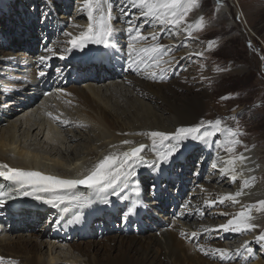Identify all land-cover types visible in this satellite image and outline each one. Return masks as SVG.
Returning <instances> with one entry per match:
<instances>
[{
    "label": "bare ground",
    "instance_id": "6f19581e",
    "mask_svg": "<svg viewBox=\"0 0 264 264\" xmlns=\"http://www.w3.org/2000/svg\"><path fill=\"white\" fill-rule=\"evenodd\" d=\"M22 1L26 5L30 3V6L31 2H34L37 4L38 11L39 8L41 9L40 6L46 3V1L41 0H14L10 9L17 7ZM60 1L66 3L65 6L67 7L71 6V0ZM114 1L119 9L116 12H114L115 9L111 11L113 16L124 17L127 12L134 9L141 17L148 18L142 15L144 9L140 7L139 0H136L135 4H133V0ZM0 3L1 9L4 0H0ZM25 8L27 6H24ZM103 10L106 16L109 9L103 8ZM121 10L126 11V13L122 14ZM19 13L23 15V12ZM82 14L87 15V10ZM15 15H17V11H15ZM94 15L99 16V12L94 13ZM31 20L33 26L29 25L21 29L18 34L15 33L17 35L14 38L0 35V57L6 58V64L22 66L21 63H29V59L26 57V48L22 43L16 44V41L19 39L22 42L28 37L37 39L39 42L37 31L41 26H39V21L34 14L31 16ZM0 22L3 21L0 20ZM41 25L48 29L50 34H54L59 29L57 23L50 16H47ZM162 35L163 31L158 36L159 41H164ZM70 39L71 37H61L56 43L50 41L45 44L46 47H39L40 50L44 49L40 55L46 52L48 55L54 56V59L60 60L62 64L69 63L72 68L75 67V64L70 60H73L75 55L90 56L95 63L94 68L92 65L89 68L84 66L81 56L76 63V67L80 69L79 72L85 76L80 86L75 84L67 87L61 79H53L51 70H49L50 61H47L45 66L40 64V66L35 67L37 65L32 64L33 66L28 68V72L24 75L16 74V67L13 70L11 68L13 76L8 74L10 73L8 70L0 71V79L2 80L0 81V165L7 164L9 167L25 171H39L45 175L64 179L82 178L106 155L110 153L119 154L137 144L152 143L150 137L138 133L157 130L174 133L179 129V125L196 126L197 115H195L194 110L199 108L202 100L197 102V97L195 100L188 97L186 99L188 110L184 109L180 113L171 100L173 95L168 96L164 92L165 88L173 93L174 87H178V85H167L170 81L166 75L160 74V71L163 70L150 72L134 66L132 69L134 74H131L130 70L122 67L117 69L122 71L123 77H121L117 70L106 69L105 62L101 59V54L103 55L101 45L88 44L83 51L74 49L69 53L65 52V49L70 47L68 44ZM184 40L182 39L181 43ZM142 43L144 44V42ZM49 49L55 50L56 54L53 55ZM14 55L17 57L24 55L26 62H23V59L14 62L16 58L13 57ZM69 55H74V57L69 58ZM34 56L29 54V57ZM6 66L4 65L0 69H5ZM86 68L93 72L88 74ZM41 71L45 73L44 76H41L43 77L42 80L46 83L55 80L57 90L60 93H56L53 89L54 93L44 97L41 96V88L30 87V85L37 86L39 84ZM52 73L56 74V71L52 70ZM68 73L69 71H67V75ZM153 74H155V78ZM15 94L20 97H15ZM65 98L67 102L61 105ZM47 113H51L52 116L59 119H52ZM63 121H67V123H63ZM124 140H130L133 143L125 145L123 144ZM28 141L35 143L38 147L28 146L26 144ZM172 141L174 142V140ZM197 143L205 146V154L207 153V158H211L213 171H217V166L213 167V165L224 163L222 166L224 169L231 156L240 155L234 152L229 155L225 154L216 148L215 141L211 138L207 143L188 139L182 142L181 151L172 157L173 162L160 164L157 170L155 166L153 168L148 167V164L158 159V156H152L149 146L143 152L145 164L135 167L137 175L124 177L117 185L116 190L120 192L119 197L112 195V189L97 194L94 188H76L70 191L83 197H90V204L84 201L79 203L65 202L59 207H54L42 200L24 196L16 202L18 207H22V211L11 213L17 229L32 230L33 223L36 221L43 222L44 227L48 224L47 226L51 228L52 225L48 221L42 220L44 212L48 209L49 216H54L52 221L55 218L58 219L54 227L55 231L58 233L62 229L65 235L71 236L72 234V240L60 244H69L71 249L61 247L58 245L59 243H56L58 239L54 238L53 243L47 241L51 247L45 254L41 247L45 243L43 238L46 234L40 236L37 232L25 235L22 233L21 236L9 238L0 233V257H4L6 261H16L17 264H71L74 262L81 264H239L240 261H236L237 255L229 252V250L231 255L224 258H221L213 250L227 249L222 240L224 238H236V234L241 235L242 242H252L256 246L262 244V249H264V241H258V236H256V234L262 233L258 231L261 226L254 229L256 231L255 238L250 236V231L243 233L223 231L219 233L216 228L226 224L240 211L246 209L252 210L251 215L254 219L250 221L251 223L260 222L261 217L257 212L260 207L259 202L261 199L263 200L264 186L259 184L257 180L259 172H255L256 169L253 166L254 160L259 159V154L256 153L254 156L245 152L242 153L247 159L242 164L237 161L234 173L217 171L219 174L213 175L210 180L213 179L218 186L206 182L192 185L191 191L185 198L182 196L183 190H180L177 195L172 192V196L166 197L162 194V190L156 189L155 191L152 190L154 191L151 194L152 197L149 196L151 181L156 185V188H159L160 183L168 181L169 172L173 168L175 160L178 158L183 161L190 160V157H187L188 154H194L195 151L199 150ZM188 162L190 163V161ZM3 170L6 171V169ZM232 175H236L235 180L232 179ZM245 180L249 182L247 187H245ZM137 181L139 182L138 192L134 190ZM144 190L149 196L147 203L143 199ZM238 191L243 194L237 197L239 203L233 202L234 205H230L232 207L231 212H233V214L231 213L232 216H228L225 221L223 219L212 220L210 217L205 218L208 213L210 215L214 213L209 210L211 207H217L219 213H223L224 209L219 207L220 204L232 201L224 200L221 203L222 198ZM212 192H216L217 196H211ZM104 198L111 202L109 204L103 203ZM137 201L141 207L137 209L136 213H132L130 211L131 205ZM29 205L32 210H24ZM119 208H123V213L128 216L127 224H121L112 217L115 210L120 212ZM166 208H173L176 214L185 220L184 223L192 227V230L171 221L173 216L170 209ZM19 226L20 228H18ZM43 228L40 229L43 230ZM262 230L264 232V227ZM182 232L185 235H181ZM192 233H196V236H193ZM95 235L101 239H95ZM201 246L209 253L208 255L200 251ZM56 248L68 249L70 252L76 251L80 255L73 256V254L65 252L59 254ZM82 254L85 255L84 258ZM250 260H253V257L248 255L244 261L249 262ZM254 262L250 264H264L261 259Z\"/></svg>",
    "mask_w": 264,
    "mask_h": 264
},
{
    "label": "rangeland",
    "instance_id": "374dc122",
    "mask_svg": "<svg viewBox=\"0 0 264 264\" xmlns=\"http://www.w3.org/2000/svg\"><path fill=\"white\" fill-rule=\"evenodd\" d=\"M13 1L14 0H4L3 7L0 9V20L3 21L0 22V35H5L7 38H14L21 29L28 27L29 25L33 26L31 16L34 14L39 21V26H41L38 30L39 32L37 31L39 34V42H37V39H31L28 37L25 38V41L20 42L19 39L16 41V44L22 43L26 48V51L28 52L26 53V57L30 61L34 60V62H36L41 56H44V54H38V51L45 38V33L49 32L48 29L43 28L41 25L47 16H50V18L57 23L59 28L56 30L57 33H61V35L65 37L67 36L65 33H73L74 30L71 29L73 24L79 25L82 29H85L86 26L89 25L88 18L82 14V12L86 11L84 8V0H71V6L68 7L65 6L66 3L60 0H41L46 1V3L40 6V12L37 10V4H34V2H31V6L30 3L25 5L27 8L24 9L25 2L22 1L17 7L10 9V7L12 8ZM102 4L106 9H110V11L117 9L118 7L114 0H102ZM15 11H17V15H15ZM19 12H23L24 16ZM61 16H64V18H61ZM200 17L204 18V25L202 28L196 29L195 24L199 21ZM148 21L150 22L148 23ZM110 23L113 28L119 30V33L122 32L123 29H126V41L125 43L124 41L121 42L125 44L123 46H126V44L130 42L128 39V29L130 26L134 29H138L143 36H145V33L158 30L155 33V35L157 34L156 40H153L151 38L152 36H145L147 37V42L146 40L137 39L134 41L132 39L130 45L137 50L145 48V45L146 47H151L157 44L164 46V51L158 54L163 55L161 59L158 58L157 54H152L151 56L155 58L154 64L163 68L161 69L163 71H160L162 76L166 75L168 77L172 74V71H175L173 75L168 77L170 82L167 85H178V87H174L173 93H171L169 89L164 88L165 94L168 96L173 95L171 100L175 103V106L180 113L184 109L188 110L186 107V99L188 97L191 99L194 98L193 100L198 98L197 102L202 100L199 108L194 110L195 115H197L196 125L201 122H204L206 125L208 121L220 119L223 122L221 125L222 127L232 128L243 133L238 137L242 143L235 145L234 153L242 154L245 152L254 156H256V153L260 155L258 160H254L255 163L253 162V166L254 169H256L254 171L259 172L257 174L259 184L264 186V0H197V6L189 12L185 21L181 22L179 25L161 23L159 19L153 17H150L147 20H141L139 15L134 11H131L125 19L114 16V18L110 19ZM189 25H192L193 27L189 28ZM56 31L54 33H56ZM162 31L163 35H165H162L164 41H159L158 36L162 34ZM189 31L191 32V35L188 34ZM133 33L135 34V32ZM46 37L48 40L49 34H47ZM117 38L124 39L120 34ZM53 39L54 37H52L51 40ZM182 39H185L183 43H181ZM142 42H144V44ZM169 43H171V45H169ZM210 44L211 47H209ZM39 53H41V51H39ZM29 54L35 56L29 57ZM140 55L147 58V54L141 53ZM134 57H136L135 53L129 58L128 62L131 63ZM54 58L55 57L51 60ZM136 58L138 61V57ZM0 60H2V62L0 61V64L7 62L5 57H0ZM57 65L55 64L54 67L56 68ZM2 66L4 65H0V67ZM4 70L5 69H0L2 72H4ZM150 70L155 71L156 68L152 67ZM92 72L93 71L90 73ZM76 85L80 86L81 84L76 83ZM70 86L72 85L67 84V87ZM14 114L15 112L13 115ZM233 117L235 119H233ZM180 127H189V125H179V128ZM213 138L219 142V144H225L230 140V137L226 132L218 133L211 139ZM166 142L167 141H165V143ZM167 143L173 145L176 142L174 140V143L171 141H168ZM26 144L32 146V148L38 147V145H35V143H32L31 141H28ZM198 145L202 144L200 143ZM150 147L152 156H157L156 151H153L152 143H150ZM157 147L159 148L160 145H157ZM67 154H69V152H67ZM188 161L190 160H187V162ZM182 162L183 161L178 160L174 163L175 165L172 168L173 173L178 171L180 174L185 173L183 174L185 177H192L195 170H201L202 172L203 166L200 165L202 160H200L199 156H195L190 162L191 166L188 167V171H186L184 166H181ZM262 172L263 174H261ZM177 175H179V173H177ZM173 179L174 183L179 181L177 177L173 176ZM199 182L204 183L205 180L200 178ZM174 183L172 184L173 187L171 186L169 188V191L175 192L174 188L176 190L178 189L179 186H174ZM209 184L218 186L214 180L210 181ZM190 186L191 184L189 185L187 193L190 192ZM151 191L152 188L150 192ZM214 194H216V192H213V195ZM261 201H264V196ZM230 205L232 206L234 203L227 201L220 207L224 209L225 212L230 211L229 213L232 215L233 212H231L232 207ZM24 210L29 211L30 209ZM257 213L261 217L260 222L256 223L258 227L261 226L258 228V231L264 233L262 230L264 227V210H260L259 207ZM114 215L116 214L114 213ZM171 215L173 216L172 219H175L178 223L188 226L184 223V220L176 217L174 213L171 212ZM206 218H209V216L207 215ZM210 218L212 220H224L226 219V216L214 215ZM120 219L121 217L117 218L119 222H121ZM42 224L43 222L36 223L32 230L15 229L14 231H9L8 233L3 234V236L12 238L21 236L22 233L25 235L32 232H37L40 236L46 234L43 238V242L45 243L41 247L42 252L45 254L49 251V247H51L47 241L52 242L54 238H56L58 239L56 243H59L58 245H60L61 243H67L72 240V234L71 236H61L55 231L54 227L56 222L52 224L51 228L47 226L48 224L45 227ZM18 228H20V226ZM40 228H43V230ZM254 234H256V231L253 229L250 231V236L255 238ZM260 234H256V236H259ZM94 238L97 240L101 239L97 238L96 235ZM237 238H239V236H236V238L233 239L224 238L222 243L227 250L237 255L236 261L238 262L239 260V264H250L259 259L264 262V250L259 247H262V244L256 246L254 243H251L253 246L250 247L253 249V252H255L257 257L249 262H245L244 260L248 257V254L244 252L243 247H241V242ZM39 244L40 242L38 245ZM60 246L71 249L69 244H62ZM238 248L240 250L239 254H237ZM56 250L59 254L65 252L71 253L73 256L80 255L76 251L70 252L68 249L64 250L63 248H56ZM82 256L83 258L85 257L83 254ZM71 264L81 263L74 262Z\"/></svg>",
    "mask_w": 264,
    "mask_h": 264
},
{
    "label": "snow or ice",
    "instance_id": "6c2138e0",
    "mask_svg": "<svg viewBox=\"0 0 264 264\" xmlns=\"http://www.w3.org/2000/svg\"><path fill=\"white\" fill-rule=\"evenodd\" d=\"M136 0H133V4ZM139 5L145 11L142 15L145 17H153L159 19L161 23H169L173 25H179L181 22L185 21L189 12L197 6V0H139ZM84 8L87 10V18L90 21L86 30L80 32L78 36H73L72 33H65V35L71 37L68 41L70 47L65 49V52H72L74 49L83 51L88 44H99L104 47H109V38L113 34V27L110 23V16L106 17L104 10L102 8V0H84ZM110 11V9H109ZM99 12V16L94 15V13ZM131 23V22H130ZM204 25V18L200 17L199 21L195 24L196 29L202 28ZM192 28V25L188 26ZM129 33L135 32L132 39L135 41L146 40L147 37L143 36L138 29L129 27ZM191 35V32L188 33ZM152 39L156 40L155 34H152ZM211 47V44L209 45ZM50 52L55 55V50L49 49ZM164 51L163 45H154L151 47L141 48L139 50L130 46L129 56L136 54V57H140V54H147L151 56L152 54H160ZM202 55V54H201ZM134 57L129 64V67H133L137 64V58ZM63 58V57H61ZM51 59V56H41L40 62L46 63ZM139 62L142 63L143 59L140 58ZM40 76H44L45 73L41 71ZM155 78V74H153ZM52 119H59L58 117L52 116L51 113H47ZM233 119H235L233 117ZM67 123V121H63ZM222 120L216 119L215 121H208L207 125L204 122L192 127H180L174 133H167L163 131H152L148 133H138L139 135H147L152 140L153 151H156L158 159L148 164V167L155 168L158 170L160 164H167L172 161V157L181 151L182 142L188 139L203 141L205 143L212 137H215L218 133L226 132L230 137L229 143L232 145L227 148L229 153L235 151V145L242 143L238 137L243 133L232 128L222 127ZM175 140V144L164 146L165 141ZM133 142L130 140H124L123 144L129 145ZM157 145H160L157 148ZM146 145L140 144L136 147H131L127 151L117 153H110L101 159L95 166L81 179H64L57 176L45 175L39 171H25L19 168H12L9 165H0L6 171H0V177L5 180L10 181L13 187L6 189L5 185L0 184V204L7 202V200H14L18 197L31 196L33 199L42 200L46 204H50L54 207H59V205L68 203H79L84 201L86 203H91L90 197H83L71 192L70 190L76 189L77 187L84 185L88 188H94L97 194L101 192H106L107 189H112V195L117 197L120 196V192L116 190L118 184H120L121 179L124 177H130L137 175L135 167L137 162L144 163L141 152L144 151ZM247 158L240 155L231 156L226 162V167L221 169L222 172H235V165L237 161L241 164ZM216 167V165H213ZM232 179H236V175H232ZM249 186V182L245 180V187ZM153 190H155L156 185H152ZM135 191H139V182L137 181ZM63 193V194H62ZM243 193L238 191L235 194H228L222 198L221 203L224 200H231L234 203H239L237 197L241 196ZM111 201L107 198L103 199V203L109 204ZM260 210H264V201L259 202ZM141 207L139 201L134 202L131 205L130 211L136 213L137 209ZM146 207V206H144ZM251 209H246L240 211L236 216L230 219L226 224L220 225V229L225 232H237L243 233L246 231H251L258 227V225L251 223L254 217L251 215ZM79 220V217H77ZM207 231V229H205ZM185 235V233H181ZM196 236V233H192ZM258 241H264V233L257 237ZM244 252L248 255L253 254V249L246 243L243 246ZM200 251L204 252L205 255L209 253L205 251L203 246L200 247ZM215 253H218L221 258L230 256L231 253L227 249H215ZM240 250H237L239 254ZM0 264H17L16 261H6L4 257H0Z\"/></svg>",
    "mask_w": 264,
    "mask_h": 264
},
{
    "label": "water",
    "instance_id": "95a60500",
    "mask_svg": "<svg viewBox=\"0 0 264 264\" xmlns=\"http://www.w3.org/2000/svg\"><path fill=\"white\" fill-rule=\"evenodd\" d=\"M141 144H144V145H146V147H147V144L146 143H141ZM140 145V144H139ZM139 145H137V146H139ZM136 147V146H135ZM146 147H145V149H146ZM145 149H144V151H145ZM142 153L143 152H141V156H142ZM80 187H87V186H84V185H81Z\"/></svg>",
    "mask_w": 264,
    "mask_h": 264
}]
</instances>
